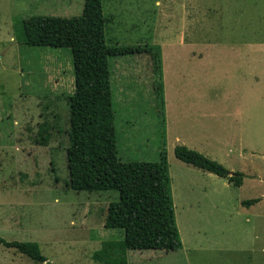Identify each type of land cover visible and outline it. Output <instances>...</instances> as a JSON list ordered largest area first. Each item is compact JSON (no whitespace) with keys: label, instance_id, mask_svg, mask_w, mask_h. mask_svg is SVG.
I'll return each mask as SVG.
<instances>
[{"label":"rangeland","instance_id":"obj_1","mask_svg":"<svg viewBox=\"0 0 264 264\" xmlns=\"http://www.w3.org/2000/svg\"><path fill=\"white\" fill-rule=\"evenodd\" d=\"M103 5L109 45L162 48L171 189L184 241L175 251L121 247L118 257L127 264H264L263 239L247 237L244 230L254 225V234L264 230V0H103ZM83 6L84 0H0V237L37 242L51 264H103L95 258L103 243L124 241L123 231L105 228L117 191L66 187L68 97L75 81L70 49L24 45L15 32L19 19L78 16ZM112 68L120 157L157 161L162 118L151 57H113ZM175 81L181 92L176 95ZM196 94L203 100L192 99L188 108V95ZM191 110L206 113L200 120L210 129L190 128L206 137L205 151H196L243 173L241 187L176 157L181 145L176 130L182 132L183 125L175 111ZM222 136L229 138L226 147L217 142ZM201 189L207 194L196 196ZM255 198L260 202L242 204ZM233 224H242L239 242ZM0 264L35 262L0 243Z\"/></svg>","mask_w":264,"mask_h":264},{"label":"trees","instance_id":"obj_2","mask_svg":"<svg viewBox=\"0 0 264 264\" xmlns=\"http://www.w3.org/2000/svg\"><path fill=\"white\" fill-rule=\"evenodd\" d=\"M107 16L103 0H84L78 16L35 15L19 19L15 32L21 44L70 49L74 68V93L68 97L70 111L67 149V189L117 191L119 199L109 203L105 228L123 231L124 241L104 242L95 258L103 264H127L118 257L124 250L175 251L183 247L177 225L167 153L165 84L160 45L119 46L107 42ZM146 53L151 57L153 87L160 108L162 145L157 161L123 160L111 87L112 58ZM182 162L226 178L241 187L244 174L185 145L175 148ZM261 199L243 201L252 206ZM0 243L30 257L35 264H51L37 242Z\"/></svg>","mask_w":264,"mask_h":264},{"label":"crops","instance_id":"obj_3","mask_svg":"<svg viewBox=\"0 0 264 264\" xmlns=\"http://www.w3.org/2000/svg\"><path fill=\"white\" fill-rule=\"evenodd\" d=\"M185 49V48H184ZM163 55V54H162ZM183 60V59H182ZM186 60H187V58H186ZM174 73H175V71H174ZM172 79L174 80H176V77H172ZM177 87V85H176V81L174 82V85H173V93H175L174 95H176V93H181V92H179L178 91V89L176 88ZM177 89V90H176ZM172 93V92H171ZM194 95V94H193ZM193 95H188V97H187V102H186V105H187V107L188 108H190V102L192 103L193 102V100L195 101V100H199V101H201V100H203V99H201L200 97H202V95L203 94H196L195 96H193ZM193 99V100H192ZM192 107V106H191ZM165 112H166V100H165ZM198 112H201V111H197V113H192V110L191 111H189V112H187L186 114H182L181 112H179V111H175V120L177 121H179V127L181 126V125H183V130H182V132L181 131H177L176 130V137H177V139L179 140V142L181 143V145H186V146H188L189 148H191V149H197V150H199V151H201V152H204L205 150V148H204V146H206L205 145V143H204V141L206 140V137L203 135V134H201V133H198L197 135H196V133L193 131H191L192 129H190V128H192V125L193 124H197L199 127H201V130H204V127H203V120H200L201 118H205V119H207L208 118V116H207V114L205 113V114H199ZM172 113H173V111H172ZM177 113H181L180 115H178ZM235 118H236V115L234 116ZM237 117H238V115H237ZM167 122V121H166ZM240 123V122H239ZM167 124V123H166ZM176 124H174V126H175ZM178 125V124H177ZM201 125V126H200ZM208 126V125H207ZM206 126V127H207ZM241 128V127H240ZM242 129V128H241ZM172 130V129H171ZM188 130H189V132L191 131V133L188 135L187 133H188ZM210 129H207V128H205V132L207 133L208 131H209ZM174 132H175V130H174ZM186 135H188L187 137H186ZM181 136V137H180ZM191 136V137H190ZM166 137H167V128H166ZM210 138V137H209ZM229 138L227 137V138H223V136H222V138H221V140H219V139H217V142H218V144L220 145L219 147H226V146H228L230 143H229ZM214 141V140H213ZM203 146V147H202ZM186 164V163H185ZM188 165V164H187ZM189 166H192V165H189ZM193 168H196V169H198V170H201V169H199V168H197V167H194V166H192ZM204 171V170H203ZM206 172V171H205ZM208 173H210V172H208ZM211 174H213V173H211ZM214 175H216V174H214ZM226 179V178H225ZM196 196L197 195H204V194H207V192L204 190V189H201V190H199V191H197V192H195L194 193ZM195 203H191L190 204V206H189V210L191 211H193V209L195 208ZM199 206V205H198ZM195 224L194 223H191V227H193ZM241 225V226H240ZM240 225H235V224H233L231 227L233 228V230L234 229H238V234H234V238L235 239H237L238 240V242H239V240H240V237H241V235H242V224H240ZM260 226H264V224L263 225H260ZM252 227V226H251ZM261 228V227H260ZM264 228V227H263ZM244 230L246 231L245 233H246V236L247 237H251L252 239H254V240H261V239H263V241H264V230L263 231H260V233L262 234V235H260V234H258V233H255L254 234V230H257V227H256V225H254L252 228H250V229H248V227H244ZM252 230V231H251ZM182 242H184V241H182ZM229 245V244H228ZM229 246H231V248L233 247V249L234 250H237V249H240V247H239V244H234L233 246L232 245H229ZM237 246V247H236ZM183 247H184V244H183ZM182 247V248H183ZM261 249V252L262 253H264V246L263 247H261L260 248ZM240 251V250H239ZM252 252H259L258 251V249L257 250H255V251H252Z\"/></svg>","mask_w":264,"mask_h":264}]
</instances>
